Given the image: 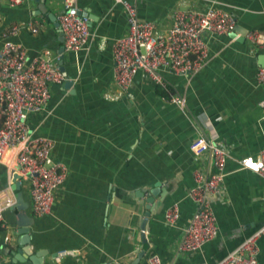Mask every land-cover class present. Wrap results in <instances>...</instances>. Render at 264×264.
Listing matches in <instances>:
<instances>
[{
	"label": "crops",
	"instance_id": "obj_1",
	"mask_svg": "<svg viewBox=\"0 0 264 264\" xmlns=\"http://www.w3.org/2000/svg\"><path fill=\"white\" fill-rule=\"evenodd\" d=\"M76 1L89 18L91 34L84 47L67 51L56 19L62 0H23L14 6L0 0V29L12 22L23 24L11 39L23 45L28 58L46 48L58 55L65 76L50 84L44 108L29 117L35 133L52 139V157L65 164L66 175L54 191L50 211L41 215L31 211L27 187L20 185L30 218L28 248L42 251L41 264H145L150 253L166 264L214 263L264 225V178L238 161L256 155L264 144V108L259 105L264 84L255 78L264 45L227 33L206 35L208 58L196 72L188 77L163 72V88L136 70L130 96H116L110 44L125 32L124 10L114 0ZM133 2L138 17L154 21L160 32L169 26L175 9L208 4L230 11L235 25L264 32V0ZM28 22L37 25L36 32L27 28ZM174 90L185 97L183 108L166 100ZM210 131L227 152L221 187L210 198L217 233L197 249L177 250L194 209L187 196L192 172L215 171L210 151L194 156L188 143L197 133ZM6 176L1 162L0 187ZM149 189L152 198L145 201ZM171 205H176L177 216L167 221L164 211ZM19 211L15 206L5 209L0 219L3 264H32L28 258L11 261ZM257 244V260L263 262L264 232ZM63 248L77 251L56 258L55 251Z\"/></svg>",
	"mask_w": 264,
	"mask_h": 264
},
{
	"label": "built area",
	"instance_id": "obj_2",
	"mask_svg": "<svg viewBox=\"0 0 264 264\" xmlns=\"http://www.w3.org/2000/svg\"><path fill=\"white\" fill-rule=\"evenodd\" d=\"M114 1L122 6L126 22L125 32L110 44L116 96H130L129 86L136 70L163 88L167 85L163 72L190 76L207 61L205 36L226 34L235 26L230 11L208 4L205 7L175 9L169 26L160 32L155 29L154 21L138 17L133 0ZM4 2L14 6L23 0ZM56 19L62 32L64 50L77 51L85 46L91 34L89 18L80 12L76 0H62V9ZM21 26L23 24L12 22L0 29V163H3L7 174L6 184L0 187V219L3 211L11 210L16 203L14 189L10 186L12 180L19 185L25 184L31 211L41 215L50 211L54 191L66 175L65 164L52 157V139L35 133L29 124V117L44 108L50 95V84L61 82L65 76L56 62L58 55H51L46 48L37 56L28 58L23 45L11 39ZM26 26L32 32L38 28L30 22ZM243 37L250 43L264 45V32L257 29H246ZM255 78L264 84L263 65L257 67ZM166 100L179 108L185 104V97L175 90L169 92ZM259 105L264 108V98ZM215 136L213 131L207 135L199 132L188 143L194 156L210 151L215 171L204 173L194 169L192 172L193 184L188 188L187 196L194 209L176 242L177 250L197 249L217 233L210 198L221 187L222 165L227 152L214 141ZM238 161L240 167L264 178V144L256 155H245ZM260 202L264 208V193ZM176 216V205L164 211L167 221H173ZM263 232L264 225L256 227L212 264H264V261L257 260V239ZM76 251V248L58 249L55 257ZM0 264H3L1 257ZM145 264L166 263L156 253H150Z\"/></svg>",
	"mask_w": 264,
	"mask_h": 264
},
{
	"label": "water",
	"instance_id": "obj_3",
	"mask_svg": "<svg viewBox=\"0 0 264 264\" xmlns=\"http://www.w3.org/2000/svg\"><path fill=\"white\" fill-rule=\"evenodd\" d=\"M245 31H246L245 28H242L239 25H235L233 30H231L227 34L229 36H234L236 33H238L239 39H242ZM59 33H60L61 38H62V32L59 31ZM61 48H60V50H61ZM261 62H262L261 64L263 65L264 64V58ZM59 69H61V66H59ZM64 83H66V85H67L70 83V80H65ZM14 176H15V174H14ZM10 186L15 191L16 203L14 206L17 207V209L21 210L18 212L19 218L17 219V222H16L18 226L16 227L15 232H14L16 235L14 242L17 246L15 247V249L9 250V252L13 255L11 257V261H13V262H15L17 260L18 261H24L26 258H28L32 264H41L40 258L43 255L42 251L36 250V251L31 252V250L28 248L29 244H30V234L28 233V229H27L28 223L27 222L30 218L27 217V215L24 211L25 202L22 200V196H21V192H20V185L15 180H12ZM149 192H150V195L145 196V201H151L152 190L149 189ZM141 195L142 194H140L139 196H141ZM144 205H145V207H147L146 203ZM144 214H147V211H144ZM142 222H143V219L140 220V226H143ZM140 238H141L142 242L145 241L143 236H141ZM144 248H145V244L142 245V248L137 253V256H140L142 254ZM15 252H18L19 254H21V256L19 257L18 255H14Z\"/></svg>",
	"mask_w": 264,
	"mask_h": 264
},
{
	"label": "trees",
	"instance_id": "obj_4",
	"mask_svg": "<svg viewBox=\"0 0 264 264\" xmlns=\"http://www.w3.org/2000/svg\"><path fill=\"white\" fill-rule=\"evenodd\" d=\"M163 91L161 90V93H162Z\"/></svg>",
	"mask_w": 264,
	"mask_h": 264
}]
</instances>
